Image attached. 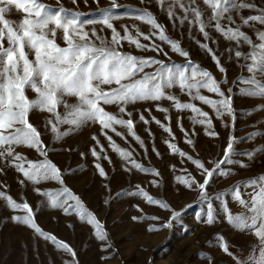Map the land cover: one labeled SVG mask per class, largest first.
<instances>
[{"label":"snow or ice","instance_id":"1","mask_svg":"<svg viewBox=\"0 0 264 264\" xmlns=\"http://www.w3.org/2000/svg\"><path fill=\"white\" fill-rule=\"evenodd\" d=\"M95 2L98 4L99 0ZM152 2L153 0H141L145 5L143 9L130 10L134 13L135 19L152 29L145 34L137 27L133 35L126 25L121 26V31L114 24V21L119 19L113 11L119 7L116 0H113L111 8L99 9L98 20H84L78 12L67 10L62 6L54 9L43 0H0V160L4 162L5 167L14 168L25 180L34 184H39L41 181L59 183L61 191L56 193V199L52 200V207L63 209L65 214H70L69 210L76 212L82 221L86 220L94 227L95 237L102 242H106L108 237L102 230L99 220L84 209L80 197L66 186L62 170L48 158V145L42 139V133L29 120L33 110L49 113L51 118L47 123L51 125V131L57 141L88 124L99 125V135L109 141L112 150L132 168L145 174H149V169L137 163L132 158V153L119 147L109 135V132H112L117 136H123L116 128L120 126L126 128L127 132L143 146V140L134 131L135 122L132 119V112L128 111L130 105L153 102L157 111L167 113L168 109L162 108L158 103L166 99L172 102L177 111L190 110L193 113L191 116L193 124L205 126L206 135L218 136L215 131H209L213 127V121L208 112L194 103L181 102L167 91L178 86L182 92H187L190 99L199 100L210 106L217 119L222 120L225 116L234 119L232 89L222 88V84H227L228 81L227 68L221 63L220 58L207 43L197 41L199 47L211 55L218 72L223 74L222 78L217 80L210 71L194 64L190 52L184 50L178 41L167 35L165 25L160 23L149 9ZM154 2L158 10L166 12L173 27L177 20L181 26L187 23L190 30L191 27H197L205 40L211 39L207 31L211 27L225 40L234 42L238 48L247 45L250 49L247 54L240 50L234 52L238 61L243 59L244 70L251 74L249 77L241 76L240 83L251 86L242 91L251 97L264 98V30L256 29V41L243 30L244 27L254 28L256 24L264 26V8L246 3L244 0H202L203 7L198 0H154ZM57 3L59 4V0ZM72 3L76 4L77 0H72ZM13 9L24 14L19 23L6 18V14ZM245 9L258 14L245 17L241 14ZM178 12L182 14L178 15ZM234 13L239 17V21ZM96 23L110 30V36L99 34L95 28L86 30V25ZM58 32L62 33L64 47L56 42ZM141 37L144 41H153L155 37L166 43L171 51L184 58L186 63H168L160 59L161 55L167 57L168 52L155 42L141 43ZM125 43L134 45L139 51H151L157 55H134L123 50ZM228 51L231 53L232 49L229 48ZM149 69L151 71H148ZM27 89H31L36 94L35 99H29L26 95ZM201 89L215 94L218 99L202 95ZM69 99H74L75 103H69ZM61 106L64 108L63 114L59 110ZM105 106H115L119 114L106 110ZM125 116L128 118L125 119ZM139 119L145 124L150 123L143 114ZM165 119L170 120V117L166 116ZM153 121L173 139L175 138L169 126L154 117ZM60 125L70 127L62 131ZM179 126L187 137L188 133L183 125ZM149 134L151 135L150 130ZM256 135L259 136L260 133ZM91 139L100 147V152H97L96 147L90 149L92 156L99 160L100 154L104 151L103 145L96 135ZM166 143L173 154L178 153L181 157H186L200 171L202 182L191 174L187 177H177V180L188 189H198L201 199L207 197V188L215 175L223 177L229 175L227 170L222 169V165H232L235 162L234 136L229 137L227 146L223 150V157L215 162L209 161L214 163L212 168L206 167L202 160L194 159L177 145L168 141ZM185 143L195 149L193 140L186 138ZM19 147L35 151L42 159H26L23 154L16 151ZM260 152H264V149L249 150L246 155L254 158ZM84 155L81 153V156ZM103 159L111 163L109 157L104 156ZM95 167L99 175L107 179L104 168L99 163L95 164ZM239 167L247 168L249 165L241 161ZM125 170L131 171L127 167ZM3 171L4 169L0 168V172ZM184 171L187 172V169ZM151 174L160 175L156 170ZM20 183L23 184L24 180ZM152 183L156 185V181ZM136 187L138 190L131 193L132 195L142 196L147 203L159 205L171 212L170 220L162 227H171V221L179 222L180 212L173 211L168 203L154 199L139 185ZM243 187L252 189L247 199L244 198L239 185L233 186L230 191L233 201L241 206L244 212L232 214L225 206L224 214L230 226L241 231L249 230L254 234L257 239L255 248L247 257L242 258L230 249L229 243L223 236L216 234L215 238L219 249L232 258L233 264H264V175L244 182ZM35 191L50 199L53 197L51 192L44 193L39 188ZM61 196L64 197L63 200L59 199ZM0 198L6 202V206L11 211L23 213V215H12L13 222L27 226L38 236L52 241L58 249L65 251L71 257L66 264H79L77 253L69 244L58 241L54 235H46L38 226L33 207L26 200L18 203L4 191H0ZM137 208L142 211L138 206ZM132 219L137 221L140 218L134 216ZM153 219L157 218L153 217ZM216 219L212 205L209 204L205 222L213 225ZM153 230L155 229H149V231ZM110 247L111 245L105 244L104 250Z\"/></svg>","mask_w":264,"mask_h":264},{"label":"rangeland","instance_id":"2","mask_svg":"<svg viewBox=\"0 0 264 264\" xmlns=\"http://www.w3.org/2000/svg\"><path fill=\"white\" fill-rule=\"evenodd\" d=\"M43 2L54 9L62 6L67 10L78 12L84 20H98L99 9L111 8L113 0H99L98 4L95 0H87V3L85 0H77L76 4H73L72 0H59V4L57 0H43ZM198 2H201L203 7L202 0ZM244 2L264 8V0H244ZM116 3L119 7L113 11L119 17L114 21L118 30L122 31L121 26L126 25L133 35L137 27L145 34L152 31L149 25L135 19L134 13L130 11L144 8L145 5L141 0H116ZM149 9L159 22L165 25L167 35L178 41L184 50L190 52L193 63L210 71L217 80H220L223 74L218 72L211 55L200 48L197 41L207 43L220 58L221 63L227 68L228 81L227 84H222V88L232 89L234 119L229 116H225L222 120L217 119L210 106L199 100L190 99L187 92H182L178 86L167 91L181 102L194 103L208 112L213 121V127L209 131H215L218 136L206 135L205 126L193 124L191 120L193 113L190 110L177 111L172 102L166 99L158 103L162 108L168 109L167 113L157 111L153 102L130 105L128 111L132 112V119L135 122L134 131L143 140V146L127 132L126 128L120 126L116 128L123 136H117L112 132H109V135L119 147L130 151L137 163L149 169V174H145L132 168L112 150L109 141L99 135V125L88 124L57 141L51 131V125L47 123L51 118L49 113L33 110L29 120L42 133V139L48 145V158L62 170L66 186L80 197L84 209L99 220L102 230L107 233L106 242L98 240L95 237L94 227L86 220L82 221L76 212L69 210L70 214H65L63 209L52 207V200L56 199V193L61 191V185L55 181H41L39 184H34L25 180L14 168L5 167L4 162L0 160V168L4 169L0 172V191L11 195L18 203L26 200L33 207L38 226L46 235H54L58 241L69 244L77 253L79 264H233L232 258L219 249L216 234L223 236L229 243L230 249L242 258L247 257L255 248L257 239L249 230L241 231L230 226L226 221L225 206L232 214L244 212V209L233 201L230 190L233 186H241V192L247 199L252 189L243 187L244 182L264 175V152L258 153L254 158L246 155L249 150L264 149V110H261L264 109V98L251 97L242 91L251 86L240 83L241 76L249 77L251 74L244 70L243 59L238 61L234 56L236 50L247 54L250 49L247 45L238 48L234 42L225 40L211 27L207 29L210 40H205L197 27H191L190 30L187 23L181 26L177 20L173 27L166 12L158 10L154 0L149 5ZM241 14L247 17L258 13L245 9ZM23 15L22 11L13 9L6 14V18L19 23ZM233 15L235 16V13ZM235 18L239 21L238 16ZM92 28L101 35L110 36V30L100 23L86 25V30ZM256 29L264 30V26L256 24L254 28H243L254 41H256ZM140 39L141 43L155 42L168 52L167 57L161 55L160 59L168 63H186L184 58L171 51L169 45L155 37L153 41H144L142 37ZM56 42L61 47L65 46L62 33L58 32ZM5 46H7L6 42ZM229 48L232 49L231 53L228 51ZM123 50L138 56L157 55L151 51H139L134 45L127 43ZM201 94L218 99L206 89H201ZM26 95L29 99L36 98V94L31 89L26 90ZM69 103H75V100L69 99ZM105 107L106 110L119 114L115 106ZM59 110L64 113L62 106ZM141 114L150 121L149 124L140 121ZM166 116H169L170 120L165 119ZM153 117L169 126L175 138L173 139L168 132L156 124ZM180 124L187 131V137L181 132ZM69 127L60 125L62 131H66ZM256 133L260 135L257 136ZM94 135L98 137L104 148L99 160L92 156L90 151L92 147H96L97 152H100V147L91 139ZM233 136L236 147L235 162L232 165H222V169L227 170L229 175L227 177L215 175L207 188L206 198L201 199L198 189H188L178 182L177 177H187L189 174L200 182L203 181V177L186 157H181L178 153L173 154L166 141L177 145L194 159L202 160L206 167L212 168L214 163L209 161L215 162L223 157V150L227 146L229 137ZM186 138L194 141V150L191 145L185 143ZM16 151L29 160L42 159L35 151L24 147H19ZM81 153L85 155L81 156ZM104 156L109 157L111 163L103 159ZM241 161L247 163L249 167H239ZM97 163L104 168L107 179L99 175L95 167ZM126 167L131 171H126ZM185 169L187 172L184 171ZM153 170L158 171L160 175L151 174ZM21 180H24L23 184L20 183ZM153 181H156L155 186ZM137 185L154 199L168 203L173 211L180 212L179 222L171 221V227H162L170 220L171 212L159 205L147 203L142 196L132 195L131 193L138 190ZM36 188L44 193H53V197L50 199L37 194ZM59 199L63 200L64 197L61 196ZM69 203L75 202L69 201ZM209 204L212 205L213 214L217 218L213 225L205 222ZM137 206L142 211H139ZM15 214L23 215L20 211H11L6 206V202L0 198V264H66L71 259L52 241L38 236L23 224L13 222L11 216ZM134 216L140 219L134 221L132 219ZM150 228L155 230L149 231ZM105 244L111 247L104 250Z\"/></svg>","mask_w":264,"mask_h":264}]
</instances>
